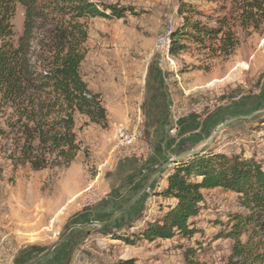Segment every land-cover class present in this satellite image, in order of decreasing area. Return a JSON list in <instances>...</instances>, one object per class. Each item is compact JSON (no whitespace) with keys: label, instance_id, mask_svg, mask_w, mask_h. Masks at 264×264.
<instances>
[{"label":"rangeland","instance_id":"374dc122","mask_svg":"<svg viewBox=\"0 0 264 264\" xmlns=\"http://www.w3.org/2000/svg\"><path fill=\"white\" fill-rule=\"evenodd\" d=\"M249 1L89 0L99 6L124 8L125 12L120 19L79 21L88 34L80 66L88 89L98 94L102 103L132 102L140 107L142 102H177L171 104V111L180 117V129L171 136L172 123L168 124L165 156L155 162L149 160L154 153L153 139L140 134L132 146L116 149L115 130L108 115L105 128L76 116L74 132L80 146L77 156L92 182L77 199L82 200L80 206L55 212L54 220L48 215L42 225L35 221L38 214L45 213L38 209L37 195L64 166L32 171L27 164L19 163L24 145L22 126L13 108L0 105V216L16 215L14 220L21 219L17 230L30 229L29 234L16 232L0 237V264H26L45 252L69 227L105 222L124 208L145 183L125 188L128 184L122 175L110 170L113 164L135 161L141 173L148 167L154 173L179 154L200 149L225 121L264 111V91L260 87L264 81V13L254 11L253 19L246 20L242 10ZM40 2L34 5L35 29L29 51L31 70L37 76L44 72L49 55L58 47L57 26L65 21ZM183 8L188 11L182 12ZM24 19L25 9L16 5L12 19L14 43L23 32ZM184 19L189 25L212 32L202 35L199 41L192 37L183 41L184 48L176 56L162 55L156 47L158 39L169 28L181 29ZM170 118L172 122V115ZM207 149L254 158L264 168V113L228 125ZM107 152L113 157L112 166L103 162ZM170 168H165L151 189L110 225L73 229L38 264H117L128 259L135 264H227L234 242L219 236L229 232L233 214L246 211L236 194L219 188L203 192L200 212L193 219L197 232L191 237L134 240L131 244L117 237L124 235L131 240L145 223L161 216L170 200L158 197L156 192L165 185ZM40 184L42 190L37 193L34 187ZM83 210L87 212L78 213ZM41 227H48V231L37 233ZM7 230L8 226L0 227V231Z\"/></svg>","mask_w":264,"mask_h":264},{"label":"trees","instance_id":"16d2710c","mask_svg":"<svg viewBox=\"0 0 264 264\" xmlns=\"http://www.w3.org/2000/svg\"><path fill=\"white\" fill-rule=\"evenodd\" d=\"M36 1L0 0V105L9 106L17 113L24 136L19 163L27 164L32 171L67 167L75 160L80 151L74 132L76 116L86 117L89 123L102 128L107 126V111L99 95L88 89L80 75L85 58L83 45L88 34L79 21L86 18L120 19L125 12L124 8L99 6L89 0H42L40 5L44 9L64 17L65 21L57 26L59 33L55 40L58 47L49 55L44 72L37 76L29 63ZM16 5L25 9V19L23 32L14 43L12 19ZM185 11L188 10L183 8L182 12ZM254 11L264 13V0L249 1L242 15L251 20ZM192 25L184 19L182 28L172 31L171 56L184 48L183 41L191 37L199 41L202 35L212 32ZM36 93L40 94L37 96ZM218 188L236 194L246 211L245 214H233L229 218V232L219 236L234 242L227 264H264V168L254 158L242 155L206 149L203 154L173 165L165 185L156 195L175 200V203L168 205L157 220L145 223L133 239L124 235L117 237L126 244L134 240L191 237L197 232L193 219L200 212L203 192ZM117 264H135V261L128 259Z\"/></svg>","mask_w":264,"mask_h":264},{"label":"crops","instance_id":"0c3cea01","mask_svg":"<svg viewBox=\"0 0 264 264\" xmlns=\"http://www.w3.org/2000/svg\"><path fill=\"white\" fill-rule=\"evenodd\" d=\"M263 84L264 81L262 80L260 85V87L263 86L262 91H264ZM173 103L175 104L177 102H142L140 107L132 105V102H104L103 105L107 111L108 120L113 126L112 131L115 130V134L118 129L122 128L126 129L129 133H133L136 137L141 134L145 138L153 139L152 145L154 147V153L149 160L158 162L165 156L164 150L168 145V142H165V140H167L168 124L171 123V118L170 120L168 119L169 116L172 115L171 104L174 105ZM178 103L183 104L184 102ZM189 121L190 120L187 122L189 123ZM135 156H138V154ZM135 158L137 159V157ZM112 159V155L107 152L106 158L103 162L112 166ZM130 163L131 165H129ZM111 169H114L113 171L117 173V175H122V179L126 180L128 184L124 187L129 189L144 185V183H146L153 174L149 167L145 172L142 171L143 173H141L140 167L135 161H119L115 166L113 164L110 170ZM60 171L61 172H59L57 176H54L52 182L47 181V185L43 188V193L37 195L38 209L44 211L45 213L38 214L35 221H40V224L42 225L43 222L45 225V220L49 218L48 215H50V218L52 219L55 212L59 210L65 209L70 211L75 209V206H80L82 200L77 201V199H80V197L89 189L87 185L92 182L79 155L76 156L75 160L69 166L63 167ZM34 189L37 193H39V190H42L41 184L40 186H35ZM76 202L79 203L77 204ZM174 203L175 200H170V202H168L169 205H173ZM71 205H73V208ZM86 212V210H83V212L78 213L85 214ZM15 217L17 216L11 214L0 216V227L6 228V226H8L9 229L7 232L0 231V237L12 234L16 235V232H19L17 227L20 225L21 219L16 218V220H14ZM9 225H11V227ZM45 229H48V227L39 228L37 233L42 234L45 231H48ZM25 230L27 231L23 232L20 230L21 232L19 233L29 234L28 230L30 229ZM57 247L53 251H55Z\"/></svg>","mask_w":264,"mask_h":264},{"label":"water","instance_id":"95a60500","mask_svg":"<svg viewBox=\"0 0 264 264\" xmlns=\"http://www.w3.org/2000/svg\"><path fill=\"white\" fill-rule=\"evenodd\" d=\"M263 112H254L248 116H243V117H234L231 118L224 123L220 124L214 131L213 135L209 138L206 144H204L200 149L197 150H189L186 152H183L179 154L175 159L169 160L166 164H164L161 168L157 169L147 180L145 185L141 188V190L135 195V197L121 210L117 211L114 213L107 221L105 222H89L83 225H73L69 227L65 232L62 234V236L54 242L45 252L40 254L37 258L34 260H31L27 262L26 264H38L40 261H42L48 254H50L58 245H60L66 236L69 234L70 231L73 229H84L87 227H97V228H104L108 225H110L114 220H116L120 215H122L128 208H130L144 193H146L148 190L151 189L152 185L156 182V180L160 177L162 174L163 170L168 167H172L173 165H176L178 162L181 160H184L186 158L195 156V155H200L205 152L207 149L208 145L217 137L218 133L223 130L225 127L228 125L236 122V121H245L253 118L256 115L263 114Z\"/></svg>","mask_w":264,"mask_h":264},{"label":"built area","instance_id":"2783aa9c","mask_svg":"<svg viewBox=\"0 0 264 264\" xmlns=\"http://www.w3.org/2000/svg\"><path fill=\"white\" fill-rule=\"evenodd\" d=\"M172 33V29L169 28L160 38L157 42V50L162 55L165 54V56H169V48H170V35ZM198 116V114H197ZM180 117L172 114V124L169 130V134L171 136H175L179 129H180ZM136 136L133 133H129L126 129H118L115 134V140H116V149H122V148H128L132 146L136 141ZM154 169H157V166L154 167Z\"/></svg>","mask_w":264,"mask_h":264}]
</instances>
